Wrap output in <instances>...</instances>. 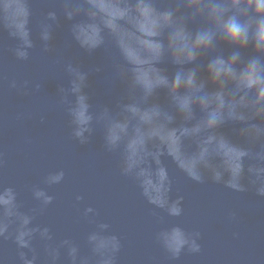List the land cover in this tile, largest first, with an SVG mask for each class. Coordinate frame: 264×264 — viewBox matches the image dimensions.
Wrapping results in <instances>:
<instances>
[{"label":"clouds","instance_id":"obj_1","mask_svg":"<svg viewBox=\"0 0 264 264\" xmlns=\"http://www.w3.org/2000/svg\"><path fill=\"white\" fill-rule=\"evenodd\" d=\"M74 46L89 55L102 50L105 62L85 68ZM37 51L49 59L46 77L4 75L5 52L24 63ZM99 73L107 102L91 88ZM5 87L48 97L76 144L99 138L103 152L118 158L119 174L161 213L154 239L171 261L201 252L200 231L177 220L184 196L173 195V170L196 184L252 191L264 200V0H0ZM31 119L29 110L15 115ZM46 120L41 113L39 122ZM65 181L63 167L48 171L28 186L30 206L15 185L0 181V264H7L5 242L14 245L13 264H117L121 239L95 207L82 209L91 225L82 240L59 238L40 221L55 199L51 189ZM84 200L75 193L73 206ZM227 220L237 223L236 212Z\"/></svg>","mask_w":264,"mask_h":264},{"label":"water","instance_id":"obj_2","mask_svg":"<svg viewBox=\"0 0 264 264\" xmlns=\"http://www.w3.org/2000/svg\"><path fill=\"white\" fill-rule=\"evenodd\" d=\"M64 37L63 30L58 32L56 43H62ZM228 51L225 49V54ZM72 55L85 68L105 62L102 50L89 55L74 46ZM48 64L49 59L39 51L24 63L16 62L7 52L2 59L8 78H44ZM166 67L169 72L173 70L171 65ZM103 75L94 74L90 84L96 98L107 102L111 97L105 94ZM46 91L54 93V82L46 85ZM159 100L164 102L163 92ZM24 110L31 111L33 119L16 121V113ZM44 112L47 120L41 124L39 115ZM25 137H30L31 143H24ZM0 152L4 154L0 181L15 185L29 206L28 186L38 183L48 171L63 167L66 181L51 189L55 199L40 221L59 238L82 240L91 228L81 215L82 209L95 207L99 219L109 222L121 239L117 264H264V200L252 191L233 193L222 185L196 184L175 170L173 195L184 196V214L177 220L189 231H200L201 252L183 253L179 260L171 261L154 239L161 227L157 222L159 210L144 200L131 179L119 174L118 158L103 152L98 137L90 145L71 141L66 118L58 109L49 110V99L44 95L22 97L6 87L0 89ZM78 192L85 200L73 206V196ZM230 211L236 212L237 223L228 222ZM233 233L238 235L233 237ZM2 254L7 264H13L14 245L5 242Z\"/></svg>","mask_w":264,"mask_h":264}]
</instances>
